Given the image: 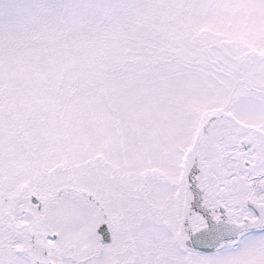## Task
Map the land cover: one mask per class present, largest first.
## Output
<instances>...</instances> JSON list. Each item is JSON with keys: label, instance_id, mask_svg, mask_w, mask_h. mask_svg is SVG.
<instances>
[{"label": "snow or ice", "instance_id": "obj_1", "mask_svg": "<svg viewBox=\"0 0 264 264\" xmlns=\"http://www.w3.org/2000/svg\"><path fill=\"white\" fill-rule=\"evenodd\" d=\"M0 264H264V0H0Z\"/></svg>", "mask_w": 264, "mask_h": 264}]
</instances>
